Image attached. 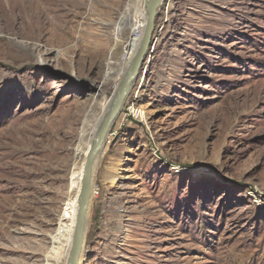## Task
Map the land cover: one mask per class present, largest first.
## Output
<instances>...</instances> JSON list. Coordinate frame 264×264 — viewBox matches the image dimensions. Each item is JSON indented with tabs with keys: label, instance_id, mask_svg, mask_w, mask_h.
I'll return each mask as SVG.
<instances>
[{
	"label": "rangeland",
	"instance_id": "1",
	"mask_svg": "<svg viewBox=\"0 0 264 264\" xmlns=\"http://www.w3.org/2000/svg\"><path fill=\"white\" fill-rule=\"evenodd\" d=\"M127 3L0 0V264L60 256L82 109L144 32L115 43ZM46 51L58 66L38 64ZM147 52L93 172L78 264H264V0H164Z\"/></svg>",
	"mask_w": 264,
	"mask_h": 264
},
{
	"label": "water",
	"instance_id": "2",
	"mask_svg": "<svg viewBox=\"0 0 264 264\" xmlns=\"http://www.w3.org/2000/svg\"><path fill=\"white\" fill-rule=\"evenodd\" d=\"M162 0H144L146 13V25L138 50L131 58L116 90L112 94V101L106 115L101 121L95 137L92 139L87 150L82 176L78 190V207L75 218L74 234L72 244L66 260V264H78L80 254L85 243L86 224L90 208L92 194V177L98 158L104 150L111 128L126 102L131 83L136 80L138 72L144 61L146 53L151 46L152 37L155 32V22L158 9Z\"/></svg>",
	"mask_w": 264,
	"mask_h": 264
},
{
	"label": "bare ground",
	"instance_id": "3",
	"mask_svg": "<svg viewBox=\"0 0 264 264\" xmlns=\"http://www.w3.org/2000/svg\"><path fill=\"white\" fill-rule=\"evenodd\" d=\"M140 1L141 0H128V3L126 5V9H124L121 12V17L119 18L120 22L117 23L119 27L116 30V35L114 37L115 43H119L121 41V40H119V37L124 32H126V34L129 36L132 34H136L138 31H141L143 28H145L143 25V22H144V19L146 17V13H145L144 6H143V8H141L139 5ZM163 1L164 0H162V2ZM145 25H146V23H145ZM140 42H141V40H140ZM139 45H140L139 43L132 44L133 50L130 52L129 56L124 57V59L122 61L119 59L117 61V63L121 64V66L126 65V68H127L131 58L134 56V54L138 50ZM48 54H49V52L46 51L45 54L41 55L38 58V64L48 63V64H51L52 66H58L60 64L59 59H56V58L50 59V58H48ZM43 56H45V57H43ZM114 58H115V56H114ZM126 68H125V70H126ZM125 70H124V72H125ZM124 72H123V74H124ZM113 73L114 74L119 73L118 76H121V75L123 76V74L121 73V70L119 68V65L115 66L114 70H110L108 72V74L103 76L101 83L95 85V91H94V94L91 96V100H90L89 105L88 106L85 105L82 109V120H81L80 125H79L82 134L80 135V137H78V139L81 140L79 143L80 146H83L81 143L82 141H84L86 144H85V147L83 148V150H80V152L82 151V153L80 155V158L82 159V161L80 163L79 172H78V178H77L78 181L76 183L77 187L73 190L72 197L67 198V200L65 201L64 206H63L64 208L62 209L61 215L59 217L60 228L61 229L65 228L66 230L64 232V237H63L64 244L61 247L60 256H56V258H55V260H56L55 264H60V262L65 258L66 254L67 253L69 254V251H70V247L72 244V238H73V234H74L75 218H76L77 207H78V190H79L80 180H81V176H82V167H83V163H84V159H85L87 150L90 147L92 139L95 137L96 132L99 128V125H100L101 121L103 120L104 116L106 115V112L108 111V108L110 107V104L112 101V95H111V97L109 99L108 107L106 109V107H105L106 105H104V97H103L104 96V88L108 85V83L110 81H112V83L115 81L114 79L111 80L113 78ZM122 76L120 77V80H121ZM141 78H142V76H140L139 79L141 80ZM120 80H119V82H120ZM136 81L137 80H134L131 83V88H133V85ZM139 81H138L137 85L139 88H141L142 83L141 82L139 83ZM119 82L116 85V87L114 88L113 92L118 87ZM104 111H105V113H104L103 117H101V114ZM140 117H143V116H141V114H140ZM95 168H96V166H95ZM68 254H67V257H68ZM66 260H67V258H66ZM65 264H66V262H65Z\"/></svg>",
	"mask_w": 264,
	"mask_h": 264
}]
</instances>
